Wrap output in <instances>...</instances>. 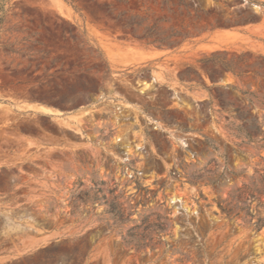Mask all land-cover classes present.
<instances>
[{
  "label": "rangeland",
  "instance_id": "rangeland-1",
  "mask_svg": "<svg viewBox=\"0 0 264 264\" xmlns=\"http://www.w3.org/2000/svg\"><path fill=\"white\" fill-rule=\"evenodd\" d=\"M83 235L80 264H264V0L7 2L0 264Z\"/></svg>",
  "mask_w": 264,
  "mask_h": 264
},
{
  "label": "trees",
  "instance_id": "trees-1",
  "mask_svg": "<svg viewBox=\"0 0 264 264\" xmlns=\"http://www.w3.org/2000/svg\"><path fill=\"white\" fill-rule=\"evenodd\" d=\"M10 0H0V33L2 29V24L4 21L5 13H6V4ZM129 26L128 24L123 25V27ZM151 28H149L144 37H152L151 33H149ZM158 39H152L150 42H156ZM163 44V43H161ZM218 55L213 54L210 58H204L202 61L204 63H207L211 58L214 60ZM222 64L225 65L228 69H230L229 65L222 61ZM214 80V78L212 77ZM46 226H49L47 224ZM259 227L262 226V224L258 225ZM89 235H83L81 236L80 240L77 242L75 249H76V255L74 257H71L73 259V262L71 264H80L82 262V259L87 255L88 249L91 247L92 243L90 242ZM67 250V244L66 240L62 241H53L49 245L41 247L36 252V255H38L39 259L41 260L40 264H57V258L56 254L59 252H64ZM79 253V254H78ZM14 264L22 263L21 260H15L13 262Z\"/></svg>",
  "mask_w": 264,
  "mask_h": 264
}]
</instances>
